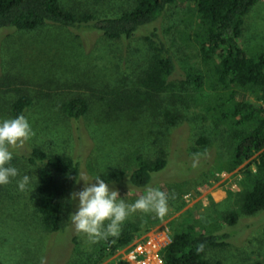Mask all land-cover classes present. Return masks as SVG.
I'll return each mask as SVG.
<instances>
[{
	"label": "rangeland",
	"instance_id": "374dc122",
	"mask_svg": "<svg viewBox=\"0 0 264 264\" xmlns=\"http://www.w3.org/2000/svg\"><path fill=\"white\" fill-rule=\"evenodd\" d=\"M136 1L61 0L73 13L95 20L118 17ZM149 31L164 43L175 68L166 91L151 97L141 86L154 55L144 39ZM200 35L195 0L167 6L129 40L51 25L0 30V119L11 118V105L26 94L31 105L24 114L34 131L14 150L12 161L20 172L17 180L31 176L28 190L19 191L15 180L0 186V264H162L159 252L186 224L231 234L225 247L207 252L210 264H264V212L246 216L240 211V198L250 187L247 172L255 173L258 154L231 172L223 169L233 148L232 121L225 118L231 105L264 101L256 90L218 83L215 64L200 60ZM238 45L249 58L264 54V0L244 17ZM186 75L201 76L202 87L186 84ZM74 99L87 104L77 121L64 111ZM34 149L78 163L79 179L99 174L127 203L149 187L158 188L168 197V212L164 217L130 214L121 228L134 224L138 232L112 255L102 252L104 240L90 243L71 223L63 233H52L39 214V168L26 160ZM160 159L166 168L147 188L125 184L139 162ZM82 187L78 181L74 192ZM230 212L239 215L233 227L224 222Z\"/></svg>",
	"mask_w": 264,
	"mask_h": 264
},
{
	"label": "trees",
	"instance_id": "16d2710c",
	"mask_svg": "<svg viewBox=\"0 0 264 264\" xmlns=\"http://www.w3.org/2000/svg\"><path fill=\"white\" fill-rule=\"evenodd\" d=\"M261 1L195 0V5L201 29L198 51L202 64H215V76L224 88L256 90L264 101V54L249 58L238 45L244 17ZM175 2L177 0H137L118 17L95 20L73 13L61 0H0V30L27 32L51 25L73 31L80 28L95 30L107 40H129L155 23L166 7ZM144 39L152 47L154 55L141 86L151 97L166 91L168 79L175 68L155 31L147 32ZM184 82L201 88L203 78L186 75ZM228 101H232L231 97ZM30 105L28 96L19 94L10 107L11 117L24 114ZM64 111L68 119L77 121L86 114L87 104L81 99H74L66 103ZM229 111L225 118L232 121L233 148L223 169L231 172L258 154L254 161L255 173L247 172L250 176L249 190L240 198L241 213L253 216L264 212V104L234 103ZM27 158L30 165L39 168L37 193L42 224L52 233H63L70 223L68 215L74 212V203L69 197L79 180V165L68 157H47L38 149L32 150ZM165 168L166 162L161 159L152 163L141 161L125 184L145 189L152 183L153 177ZM238 218L237 213H228L224 218L225 225H237ZM137 232L134 224L124 225L119 236L103 241L102 252L104 255L114 254L131 243ZM230 238L229 233L201 232L186 224L172 235L170 243L159 252V258L162 264H210L206 260L207 252L225 247ZM200 244L204 245L203 250L197 251Z\"/></svg>",
	"mask_w": 264,
	"mask_h": 264
},
{
	"label": "clouds",
	"instance_id": "9594fccd",
	"mask_svg": "<svg viewBox=\"0 0 264 264\" xmlns=\"http://www.w3.org/2000/svg\"><path fill=\"white\" fill-rule=\"evenodd\" d=\"M33 136L31 123L24 114L0 119V186L15 180L19 191L28 190L31 176L25 174L17 180L20 172L12 161L14 150ZM78 181H83V187L70 194L75 211L68 215V219L74 230L84 234L90 243L119 236L121 225L137 211L155 213L159 217H164L168 212V197L158 188L149 187L133 203H127L118 190L111 188L99 174L91 179L81 175ZM203 247L200 244L197 251L203 250Z\"/></svg>",
	"mask_w": 264,
	"mask_h": 264
}]
</instances>
